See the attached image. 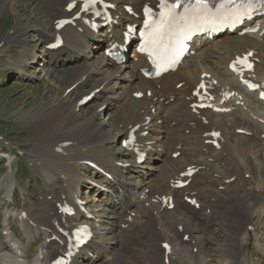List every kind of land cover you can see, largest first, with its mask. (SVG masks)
<instances>
[{
  "label": "bare ground",
  "instance_id": "obj_1",
  "mask_svg": "<svg viewBox=\"0 0 264 264\" xmlns=\"http://www.w3.org/2000/svg\"><path fill=\"white\" fill-rule=\"evenodd\" d=\"M72 1L77 0H53L52 3L41 6L50 23L45 29L46 44L50 43L57 34L55 21L60 18L58 13L64 14L66 5ZM108 1L118 5H130L138 11L143 3L151 0ZM1 2L3 5L0 7V14L9 5L10 0H1ZM116 15L119 16L120 21L126 19L124 11L121 9L118 10ZM257 24L260 25L261 30H264V18L256 20L253 26ZM24 29L26 30V27H19L12 31V34L4 40L1 48L4 49L12 40L15 41L17 34L23 33ZM115 30L116 28L111 33L119 39L120 35ZM59 34L62 35L64 47L61 50L51 52V56L56 57L66 53L73 62H82L83 67L73 80L67 77L65 71H62L60 78L63 81L66 80L68 84L66 89L73 85H76V87L68 94L55 97L43 104L41 108L39 107L41 115L46 116V121L33 136V150L42 153V157L40 159L37 156L36 160L30 159L29 162L31 168L38 170L44 178L46 194H44L39 206L31 205L23 209L26 212V219L20 218V214L16 215L17 222L21 223L26 229L31 244L41 234L45 237V244H42L38 249V251L41 250L39 254L42 257L35 259L33 264L48 263L57 253L64 250L65 239L59 234L57 226L66 230L84 221V217L80 216L78 211L73 217L64 215L60 210V206L63 203H70L74 206L75 198L79 197L81 186L87 178L86 167L80 163L86 160L97 163L105 172L114 176L113 180H116L111 193L103 196L100 193L96 195L101 199V202L94 203L96 205L93 206L92 212H96L97 215L96 209H99L98 212H101L102 216L109 217L111 215L112 223L124 225L128 224L126 213L129 212L130 207L134 206L139 215L144 209L150 211L147 233L152 244L149 246V252L146 255L151 264H156L159 261L164 264L165 251L161 247L163 242H168L171 245V251L167 255L169 264H187L186 258L195 259L198 264H208L205 260L204 245L194 236V231L189 228L188 224L177 217L183 216L189 221H197L199 218H203L205 221V211L213 208L209 192L212 190L211 187L216 185V181L211 180L210 175L218 173L217 167L222 163H225L224 179L235 174H245L248 172V166L245 161L241 160V154L248 151H259L256 134H264V122L263 124L260 122L264 121V116L255 111L253 106H264V102L258 99V92H249L237 78H234L228 72H222V69H226L229 62L236 55L240 56L248 50L253 51V58L258 60L255 71L252 76L248 77L246 74L243 78L259 84L261 90L264 91V41L260 44L251 35L239 39L235 37L227 38L221 43L214 41L213 44H207L203 49H200L192 61H190L192 58L187 60L186 62L189 64L183 63V66H180L176 72L150 81L144 79L139 72L140 68L146 66L143 58L135 55L136 60L127 61L120 66H113L102 53L90 51V46L99 45L100 39L88 35V30L81 21H77L75 27L63 28L59 31ZM108 39L109 35L103 37V41H108ZM224 47L233 50L224 52L226 55L219 59V63L215 64L214 59L217 56V50ZM38 58H41V55H36L34 50H31V53L23 52L22 59H27V62H32ZM208 75L212 80L217 81V85L212 88L214 94H221L227 89L236 92V95L229 101L223 105H217L220 108H232L229 114L195 110L196 100L192 97V91L202 80H208ZM88 80L94 88H100L101 91L92 98V101L97 103L95 109L85 111L82 114L81 108L77 105L81 99L79 90ZM179 84H181V87L177 89ZM138 92L144 93L143 98L140 100L133 97V94ZM147 92L150 93L149 96ZM176 96H179L178 102L168 104L166 110H163V106ZM239 96L243 98L239 99ZM112 99L119 102L120 113L117 115L114 112L113 117L110 119V125H108L100 121L102 112H99L98 109L102 105L112 104ZM245 100L248 103L246 108H244ZM241 101L243 105H237L236 102L240 103ZM68 105L71 106V109L66 114L60 111L57 112L58 109H63ZM183 119L185 120L182 126L184 130H188L190 133L198 132L195 144L192 146L189 145L190 137L184 135V133L176 136L173 141H168L167 132L174 131ZM204 121H206V124H204ZM136 125L140 128L138 133H141L144 129L148 131L147 136L138 138L141 150L150 149L149 159L157 156L163 160L164 165L161 172L157 175L152 174L155 177L154 180H145L144 171H141L137 177L135 174H130L129 169L127 173L120 176L116 173L118 169L113 159V155L116 154L105 148L107 143L115 142L119 136L126 135L128 130ZM105 126H107L105 129H109L107 133H103ZM239 130L251 132V136H237L236 132ZM212 131L220 132L219 150L207 143L211 139L208 134ZM62 142H71V145L62 147V152L57 153L56 147H59ZM78 146H92V151L85 155H78L77 153L71 155L72 152H77ZM178 151L180 152L179 157L173 160L171 158L172 154ZM129 157L132 158L128 153H120V158L127 159ZM55 158H58V161ZM45 159H52L55 162L45 163L46 161H43ZM189 166L199 168V171L192 177L188 187L182 190L170 189V181L172 179L175 181L177 179L175 177H178ZM100 179L110 188L112 187V183L107 177L101 176ZM7 183H9V180L6 178L5 184ZM145 190H147V193H144ZM186 192L194 193V197L197 198V202L200 204L199 209L196 210L183 201L182 197ZM167 195H172L175 200L172 212L161 209V201L153 200ZM254 201L252 197H246L244 203L236 201V205L249 209ZM145 203H148V208L144 207ZM237 210L235 208L233 213H237ZM27 217L31 218L33 223ZM99 218L102 224L97 222L94 225L96 227L94 238L74 258L73 263L134 264L132 259L125 255L120 257V255L115 256V254L111 258L107 256L108 245H106L105 235L113 230L111 227L105 226L103 223L105 222L104 218ZM6 222H8V218ZM229 222L228 242H230L231 249L235 250L237 241L242 239L240 237L242 226L230 231L231 222ZM179 227H181V230ZM9 231L8 244H10L13 251H22L23 242L16 239L11 227H9ZM184 235H188V241H183ZM54 236L55 241L46 242L47 239ZM194 248L197 249L196 254H193ZM6 258L8 257H3V259ZM12 262L8 260L6 264ZM15 264L19 263L15 261ZM210 264L212 263L210 262Z\"/></svg>",
  "mask_w": 264,
  "mask_h": 264
},
{
  "label": "rangeland",
  "instance_id": "obj_2",
  "mask_svg": "<svg viewBox=\"0 0 264 264\" xmlns=\"http://www.w3.org/2000/svg\"><path fill=\"white\" fill-rule=\"evenodd\" d=\"M52 2L53 0H10L9 5L0 14V42L11 35L16 28L26 27L23 33L17 34L15 41H11L13 43L10 42L6 48L0 49L2 50L0 52V75L2 76L0 77V258L4 256L14 257L9 250L6 236L2 233L3 229L6 228L5 213L10 215L9 224L14 226L15 231L19 235L18 238L22 241L24 240L25 248L29 249L30 262L34 259L36 249L44 239L41 236L28 247L29 237L21 226L16 223L14 216L23 207L27 208L28 205L33 203L39 205L42 196L46 193L44 178L38 170L31 168V163L29 162L30 159L36 160L38 157L40 159L42 157V153L33 150V136L46 121V116L44 114L41 115L39 107L41 108L43 104L55 97H61L65 87L68 85L66 80L63 81L60 78L62 71H65L64 73L67 74L69 79H74L81 69L80 63H71L69 58L64 55L59 56L55 61H52L49 55V59L44 58L43 62L38 61V63L22 69L16 67L22 58L23 50L28 52L31 49H35L37 52L45 54V57L49 54L44 49V31L49 26V22L41 6ZM2 5L0 0V7ZM90 87L88 83L87 87L83 88L82 91ZM70 109L71 106H67L64 109H58L57 112L59 113L60 111L66 114ZM91 109H94L93 102L87 104L80 111L84 114L85 111ZM115 109V106L112 107L111 113H114ZM105 119L108 120L109 118ZM108 125L110 124L108 123ZM105 130V133L109 131V129ZM181 130L180 126L173 135H180ZM196 136V132L190 134L191 142L194 141ZM258 142L263 144L260 139H258ZM107 148L115 150L116 146L110 143ZM81 150L84 149L81 148ZM263 153L264 144L262 145V153L257 157H255V154L249 155V164L254 178H257L258 173L261 171L264 173ZM43 161H46L45 163L55 162L52 159ZM154 164L159 167L162 166L160 160L154 162ZM23 166L29 170V173L27 172L28 175L24 173ZM13 175L14 180L18 184L13 183ZM213 176L215 177L216 175L214 174ZM246 176H249V174ZM6 178L9 180L7 184H5ZM223 186H225V189L221 192L224 194L220 197L216 196V192H212V195L219 198V201L217 206L207 216V221L191 224V229L197 232L195 236L205 244L208 263L264 264V213L255 212L252 205H250L249 209L236 205V201L242 203L246 201V194L241 180H236L232 184H224ZM85 191L86 193L84 194ZM88 193L89 191L85 186H82L80 196L84 195V199L90 205L91 198ZM263 196L264 194L262 193L260 197ZM262 204L264 206V201ZM235 208L238 209V212L234 214ZM29 220L33 223L31 218ZM183 220L185 219L183 218ZM149 221L147 214L134 225L126 229L116 228L113 233H109L106 240L109 247L108 255L110 257L115 254V256L120 255V257L125 255L131 258L134 264H151L146 255L149 252V246L152 244L147 233ZM185 221L187 222V220ZM228 221L231 222L230 231L242 226V233L240 234L242 242L237 241L238 243L236 242L235 246L238 251L236 249L232 250L230 242H228ZM248 226L251 227L250 230H248ZM126 230L129 231V235L123 233ZM40 252L41 250L38 251V256Z\"/></svg>",
  "mask_w": 264,
  "mask_h": 264
},
{
  "label": "snow or ice",
  "instance_id": "obj_3",
  "mask_svg": "<svg viewBox=\"0 0 264 264\" xmlns=\"http://www.w3.org/2000/svg\"><path fill=\"white\" fill-rule=\"evenodd\" d=\"M96 0H85V5H91L95 3ZM264 2V0H228V3L232 4L233 7H239L243 9V12L239 14H245L248 11H251L257 3ZM205 0H196V8L199 9L201 6H204ZM179 3L173 5V7H179ZM71 7V5H70ZM86 10V8L84 9ZM213 135H216L213 133Z\"/></svg>",
  "mask_w": 264,
  "mask_h": 264
}]
</instances>
